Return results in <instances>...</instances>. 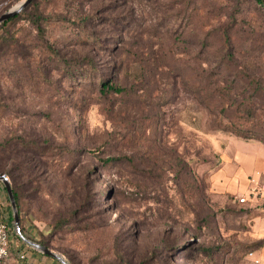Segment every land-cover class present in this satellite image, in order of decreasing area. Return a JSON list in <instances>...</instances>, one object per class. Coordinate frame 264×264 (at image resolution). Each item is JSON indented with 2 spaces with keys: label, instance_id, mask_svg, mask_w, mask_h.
Masks as SVG:
<instances>
[{
  "label": "rangeland",
  "instance_id": "rangeland-1",
  "mask_svg": "<svg viewBox=\"0 0 264 264\" xmlns=\"http://www.w3.org/2000/svg\"><path fill=\"white\" fill-rule=\"evenodd\" d=\"M24 1L0 0V15ZM35 1L45 37L23 22L15 28L23 39L35 35L34 56L16 68L0 52V143L10 130H26L44 143L56 138L49 155L63 159L46 172L36 167L24 186L22 234L44 240L67 264H264V194L241 203L246 192L212 185L231 141L264 145V85L255 108L228 113L246 126L242 133L217 130L191 89L171 90L153 53L176 42L196 74L202 31L213 29L215 39L216 18L227 14L238 57L263 63L247 80H264V8L254 0ZM105 75L128 94L99 93ZM0 184V219L9 227L1 264H64L20 237Z\"/></svg>",
  "mask_w": 264,
  "mask_h": 264
},
{
  "label": "trees",
  "instance_id": "trees-1",
  "mask_svg": "<svg viewBox=\"0 0 264 264\" xmlns=\"http://www.w3.org/2000/svg\"><path fill=\"white\" fill-rule=\"evenodd\" d=\"M254 2L260 8H264V0H254ZM44 18L45 16L38 9L37 2L32 0L22 11L0 25V52L4 56L9 55L16 68L19 60L29 62L34 56L33 43L35 38H38L39 35H42L41 38L45 37L42 22ZM228 18L227 14H220L216 18L221 30L218 35L214 36L215 39L210 36L213 29L202 31L203 35H200L197 50L198 56L194 60L196 63L193 67L196 71L194 75H190L186 71L190 68L189 64L187 65L183 57L180 56L184 52L179 50L176 42H174L175 45H166V47L158 44V49L154 50L153 53L155 54L154 61L161 63L157 67L167 69L168 77L173 79L171 90L191 89L198 104L214 114V129L242 133L246 126L241 124L242 130L237 128L236 124L229 119L228 113L234 105L246 111L255 108L256 97H258L260 89L264 85V80L261 76H254L251 80H247V76L259 73L263 63L245 56L238 57L237 45L233 42L232 27L229 28L228 26ZM21 22H23L24 27L32 29L33 33L36 32V37L32 34L28 40L23 39L15 30ZM177 39L174 40L177 41ZM48 50L54 52L55 56L59 58L58 51L52 45L48 47ZM170 58L178 59V62L173 66L171 62L165 60ZM249 72L250 74H247ZM2 83L3 76L0 74V88ZM240 86L243 88L242 90ZM98 90L102 95L109 93L128 94L127 89L112 81V79L110 80L109 75H105L99 82ZM247 90L250 92L248 97L245 93ZM225 119L229 124H224ZM30 134L26 130H10L5 134L3 142L0 143V173L6 174L11 181L19 213L21 193L24 186L27 185L26 183L30 184L35 181V168L38 166L45 167L43 171L46 172L47 169L56 167L63 159L60 156L52 157L49 155L53 144L54 146L58 145L56 138L46 139L44 143L43 140L32 138ZM258 140L260 139L258 138ZM113 159V157L108 158V161ZM9 215L11 221H13L12 210L9 211ZM21 223L22 219L20 218L19 224ZM19 227L20 231L26 234L25 228L23 226ZM40 243L48 247L44 240H41Z\"/></svg>",
  "mask_w": 264,
  "mask_h": 264
},
{
  "label": "crops",
  "instance_id": "crops-1",
  "mask_svg": "<svg viewBox=\"0 0 264 264\" xmlns=\"http://www.w3.org/2000/svg\"><path fill=\"white\" fill-rule=\"evenodd\" d=\"M228 145L223 151L222 167L213 176V188L227 193H248L255 185L253 180L260 183L262 178L264 145L242 139H235Z\"/></svg>",
  "mask_w": 264,
  "mask_h": 264
},
{
  "label": "water",
  "instance_id": "water-1",
  "mask_svg": "<svg viewBox=\"0 0 264 264\" xmlns=\"http://www.w3.org/2000/svg\"><path fill=\"white\" fill-rule=\"evenodd\" d=\"M32 0H25L24 2L20 3L17 7L8 10L6 12H4L3 14L0 15V25L6 21L7 19L15 16L16 14H18L20 11H22ZM0 181L3 182L5 188H6V192L8 194L11 206H12V212H13V216H14V221L17 224L16 226V230L18 231V234L20 235V237L29 245L38 248L39 250H41L42 252L49 254L59 260H61L64 264H67L66 261L64 260V258L59 255L58 253L52 251L49 247L36 242L28 237H26L24 234H22V232L20 231V227H19V212H18V208H17V203H16V199L14 196V192H13V188H12V184L11 181L9 180L8 176L6 174H2L0 173Z\"/></svg>",
  "mask_w": 264,
  "mask_h": 264
},
{
  "label": "built area",
  "instance_id": "built-area-1",
  "mask_svg": "<svg viewBox=\"0 0 264 264\" xmlns=\"http://www.w3.org/2000/svg\"><path fill=\"white\" fill-rule=\"evenodd\" d=\"M253 183L255 184L250 191L247 194H243L241 196H238L237 199L241 203L247 202V200H256V198L260 194H264V184H260L259 182H255L253 180ZM251 258L255 260L256 263L260 262L259 258L255 257V252L251 251L248 254ZM9 256V227L7 223L0 219V264L5 263L7 260V257ZM24 255H22L23 257Z\"/></svg>",
  "mask_w": 264,
  "mask_h": 264
}]
</instances>
